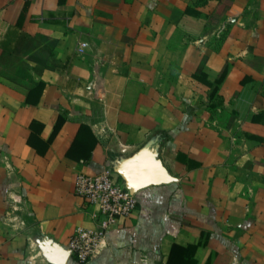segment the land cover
Returning a JSON list of instances; mask_svg holds the SVG:
<instances>
[{"label": "crops", "instance_id": "crops-1", "mask_svg": "<svg viewBox=\"0 0 264 264\" xmlns=\"http://www.w3.org/2000/svg\"><path fill=\"white\" fill-rule=\"evenodd\" d=\"M263 113L264 0H0V264H81L67 246L94 209L75 175L146 160L167 182L83 264H167L173 246L264 264Z\"/></svg>", "mask_w": 264, "mask_h": 264}, {"label": "built area", "instance_id": "built-area-1", "mask_svg": "<svg viewBox=\"0 0 264 264\" xmlns=\"http://www.w3.org/2000/svg\"><path fill=\"white\" fill-rule=\"evenodd\" d=\"M74 192L94 209L92 228H76L67 246L83 264L96 257L100 243L121 219L137 212V199L109 168L95 174H76Z\"/></svg>", "mask_w": 264, "mask_h": 264}, {"label": "trees", "instance_id": "trees-1", "mask_svg": "<svg viewBox=\"0 0 264 264\" xmlns=\"http://www.w3.org/2000/svg\"><path fill=\"white\" fill-rule=\"evenodd\" d=\"M27 40H28V38L26 36H22L20 42L27 41ZM20 47H21V44H19V46L15 50V52H14L15 56L19 54ZM9 60H11L9 56H4L3 59L1 60V63H4V64L6 63L7 64L8 63L7 61H9ZM16 67H18L20 69V71L22 69L23 73L21 75L20 74H18V75H16V74L6 75V77H8L9 79L13 80V82L16 80L15 77H19L21 79L26 77V76H24V73H25L24 72V70H25L24 67H22L21 65H18ZM16 71H17V68H16ZM35 86H37V84L34 85V87ZM260 118H264V113L260 116ZM91 138H92V136H91L89 130L87 129V127L86 126H80L79 131H78V133H77V135L75 137L74 143L75 144L79 143L77 145V147L85 146L86 143H87L86 140L89 139L90 140V148L89 149L91 151V145H92V147L94 145L93 144V138L92 139ZM87 155H88L87 158L84 160L85 162H86V160H88V157H89V154H87ZM137 207H138V200H137ZM184 254H185V249L184 248L179 247V246H173L172 249H171V252H170V256H169V258L167 260V264H177L176 263L177 261H179L178 264H184V263L188 264V263H186V260H184V258H183Z\"/></svg>", "mask_w": 264, "mask_h": 264}, {"label": "water", "instance_id": "water-1", "mask_svg": "<svg viewBox=\"0 0 264 264\" xmlns=\"http://www.w3.org/2000/svg\"><path fill=\"white\" fill-rule=\"evenodd\" d=\"M142 160V164H143ZM142 174L138 178L129 179L128 176L116 170V175L122 177V184L132 193H135L138 189L148 185H159L167 182V178L164 174L157 173L150 161L146 160L144 163Z\"/></svg>", "mask_w": 264, "mask_h": 264}, {"label": "rangeland", "instance_id": "rangeland-1", "mask_svg": "<svg viewBox=\"0 0 264 264\" xmlns=\"http://www.w3.org/2000/svg\"><path fill=\"white\" fill-rule=\"evenodd\" d=\"M16 68H17V71H16ZM23 70H24V69H23ZM14 71H15V73L20 74V75L23 73L22 69H21V71H20V69H19L18 67H16V65L13 66V65L11 64L10 66H8V71H7V72H9V73L13 72V73H14Z\"/></svg>", "mask_w": 264, "mask_h": 264}]
</instances>
